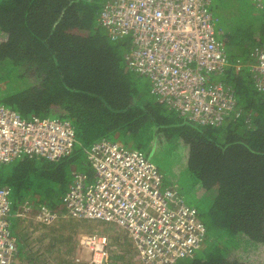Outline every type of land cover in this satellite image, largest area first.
Here are the masks:
<instances>
[{
    "label": "trees",
    "instance_id": "trees-1",
    "mask_svg": "<svg viewBox=\"0 0 264 264\" xmlns=\"http://www.w3.org/2000/svg\"><path fill=\"white\" fill-rule=\"evenodd\" d=\"M104 2L0 0L1 104L25 120H66L73 126L76 139L72 152L58 161H17L38 165L48 186L58 182L57 190L50 188L53 192L45 199L38 198L40 192L31 193L20 180L23 171L13 174V183L0 177L1 186L13 184L11 206H18L26 197L39 203L38 208L54 206L68 190L64 188L68 180L64 179V166L74 164L80 167L76 172L91 175L86 150L98 138L114 129H123L126 134L139 133L140 129V137L146 138L149 133L142 130L148 126V132L153 128L151 139L179 140L185 148L186 168L197 178L193 192L198 198L209 199L207 214L211 220H202L204 240L174 264H264V93L255 89L250 67L240 71L230 68L226 73L237 109H241L238 116L231 115L220 126L191 121L162 102L147 79L135 89V74L125 67L129 38L112 40L98 21ZM259 9L263 19L254 25L256 33L251 39L255 41L242 49L243 54L226 51L231 62L250 64L251 51L264 43V4ZM214 19L223 46H243L240 40H233L230 28L223 31L219 26L222 19ZM30 70L36 83L27 74ZM39 183L43 184L42 180ZM209 229L214 235H209Z\"/></svg>",
    "mask_w": 264,
    "mask_h": 264
},
{
    "label": "built area",
    "instance_id": "built-area-1",
    "mask_svg": "<svg viewBox=\"0 0 264 264\" xmlns=\"http://www.w3.org/2000/svg\"><path fill=\"white\" fill-rule=\"evenodd\" d=\"M263 6V0H254ZM212 0H105L99 23L112 40L129 38L124 57L131 70L145 75L160 100L200 125L220 126L237 109L228 69L250 65L257 91L264 93V43L250 64L231 62L217 37ZM236 110V111H235ZM70 122L25 120L0 103V162L27 156L51 161L70 154L75 143ZM92 174L73 173L64 195L65 214L99 220L125 229L141 264H174L198 249L206 227L177 184L166 185L158 168L140 151L107 139L86 150ZM10 191L0 187V264H13L16 239L9 222ZM27 210L19 209V216ZM59 214L40 206L37 219L50 224ZM105 235H82L79 245L90 263L107 264Z\"/></svg>",
    "mask_w": 264,
    "mask_h": 264
},
{
    "label": "rangeland",
    "instance_id": "rangeland-1",
    "mask_svg": "<svg viewBox=\"0 0 264 264\" xmlns=\"http://www.w3.org/2000/svg\"><path fill=\"white\" fill-rule=\"evenodd\" d=\"M213 5V12L218 19H222L219 26L223 29H231V34L233 36V40H240L242 42L241 45H243L241 48L238 47H231L225 46L226 51L229 50L230 54H243V50L248 49L252 45L251 35L253 33H256L254 25L256 22H259L263 19L259 13H262V10L259 9L262 6L255 3L254 0H212ZM264 4V0H263ZM218 24V22H217ZM252 25V26H251ZM218 26V25H217ZM254 27V28H253ZM255 41V40H254ZM228 53V52H227ZM249 68L250 65H247ZM31 76V81H35V78L33 77V74L31 73V70L27 72ZM147 77L144 76H138L134 75L133 82L135 84V89L138 87L139 82L146 81ZM148 81V79H147ZM46 117L54 118V115H48ZM135 122V121H134ZM140 128V123L138 126V129ZM145 129V130H144ZM142 131L149 133V136L145 138V136L140 137V134L142 133L139 129L136 133L128 132L127 134L123 132V130H120V133H113V131L108 130V138L109 140L115 141L119 144H123L131 149H133L134 144H138L140 146V149L147 154L148 159L158 168V170L163 175L164 181L167 184H170L171 182H177L176 184L180 187L179 192L183 196L185 202L195 208L198 213L201 220L204 222L210 221V215L207 214L208 208L207 203L209 202V199L207 197H197L196 193H194V185L196 182L195 176L189 172V170L186 168L185 163V153L183 146L178 143L179 140L175 139L165 141L160 144L159 141H156V138L153 137L151 139L150 134L152 133L153 128L151 127L148 132V126H146ZM123 132V133H122ZM146 135V134H145ZM153 135V134H152ZM89 140V138L87 139ZM164 140V139H163ZM178 141V142H177ZM83 156V155H82ZM64 169H66V172L63 174L64 179L69 177L70 171L69 167L64 166ZM77 170H80V167L76 168ZM16 171H23V174L21 175V181L28 185V190L31 193H38L40 192V196L38 198L45 199L44 196L57 190L58 182L54 181L53 186H48V182L44 180L43 177V171L38 168V165H29V164H17V162H10L7 164H0V177H3V179H8L9 181L13 183L12 176L14 173L17 174ZM59 174H56V177H59ZM55 176V175H54ZM42 180L43 184H36L38 181ZM1 185V184H0ZM13 184H7L10 189L12 188ZM53 189L50 190L49 189ZM46 190L49 191L48 193H44ZM14 195L11 194V200H14ZM34 200H37L34 198ZM16 212V211H15ZM15 212L13 206L10 208V215H9V222L11 224V230L14 228V218H15ZM52 223V222H51ZM210 231V229H209ZM214 230L209 232L210 234L214 235ZM80 239V238H79ZM210 243H207L206 246H208ZM205 246V245H204ZM18 264L15 260V263Z\"/></svg>",
    "mask_w": 264,
    "mask_h": 264
},
{
    "label": "crops",
    "instance_id": "crops-1",
    "mask_svg": "<svg viewBox=\"0 0 264 264\" xmlns=\"http://www.w3.org/2000/svg\"><path fill=\"white\" fill-rule=\"evenodd\" d=\"M125 67L135 75L146 77L131 70L126 59ZM120 130L114 129L112 131L113 133H120ZM106 137L102 135L96 143L105 138L109 140L108 136ZM163 142L165 141L162 140L160 144ZM132 148L145 154L137 143ZM183 149L185 148L183 147ZM145 155L147 156V154ZM86 162L89 165L88 161ZM76 168L74 164L69 166L70 174L64 186L65 191L69 189L73 182L72 174L76 172ZM164 183L168 185L165 181ZM25 199L20 200L18 205L19 208L29 210L24 216L18 215V206L13 207L14 212H16L14 224H12L14 225L12 233L17 239L16 262L18 264H93L89 262V250L79 245V238L82 235L91 233L107 237V250L109 253L107 264H141L138 251L130 235L119 225L99 220L69 217L65 214L63 198L54 203V206H47L48 210L58 212L59 216L52 223L45 224L36 217L39 203L35 204L29 201L28 197Z\"/></svg>",
    "mask_w": 264,
    "mask_h": 264
},
{
    "label": "clouds",
    "instance_id": "clouds-1",
    "mask_svg": "<svg viewBox=\"0 0 264 264\" xmlns=\"http://www.w3.org/2000/svg\"><path fill=\"white\" fill-rule=\"evenodd\" d=\"M98 21H99V18H98ZM1 103V102H0ZM7 108H9V107H7ZM9 109H11V108H9ZM11 110H13V109H11ZM13 111H15V110H13ZM16 112V111H15ZM18 113V112H17ZM19 114V113H18ZM20 115V114H19ZM24 158H28L26 155L25 156H23V157H20V158H17V159H14V160H12L13 162H17L18 160H20V159H24ZM32 158H41V157H32ZM12 161H10V162H12ZM58 161V160H57ZM10 162H7V163H10ZM7 163H1L0 162V164H7ZM92 170V169H91ZM172 183V182H171ZM170 183V184H171ZM175 183V182H174ZM174 183H172V184H174ZM176 184V183H175ZM169 185V184H168ZM5 186V185H4ZM4 186H2V187H4ZM0 187H1V185H0ZM6 188H8L7 186H5ZM179 187V186H178ZM9 189V191H10V188H8ZM179 189H180V187H179ZM68 191V190H67ZM66 191V192H67ZM11 192V191H10ZM65 192V193H66ZM65 193L63 194V196H62V198H63V202H64V195H65ZM11 199V198H10ZM11 205H12V203H11ZM19 205V204H18ZM18 208H19V206H18ZM47 208V207H46ZM64 208H65V204H64ZM20 210H23L24 208H19ZM25 210V209H24ZM38 210H39V208H38ZM37 210V211H38ZM27 211H29V210H27ZM36 211V212H37ZM50 211V210H49ZM19 212V210L17 211V213ZM51 212H54V211H51ZM56 213H58V212H56ZM12 231V230H11ZM13 234V233H12ZM13 236H14V234H13ZM15 237V236H14ZM15 239H16V237H15ZM16 245H17V239H16ZM17 249H18V247H17Z\"/></svg>",
    "mask_w": 264,
    "mask_h": 264
}]
</instances>
